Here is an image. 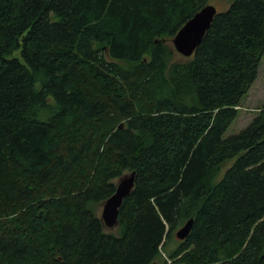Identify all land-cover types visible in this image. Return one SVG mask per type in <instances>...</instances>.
I'll return each mask as SVG.
<instances>
[{
  "label": "trees",
  "instance_id": "1",
  "mask_svg": "<svg viewBox=\"0 0 264 264\" xmlns=\"http://www.w3.org/2000/svg\"><path fill=\"white\" fill-rule=\"evenodd\" d=\"M211 1L0 0V264H264V108L224 138L264 0H227L177 60ZM132 172L107 232L95 208Z\"/></svg>",
  "mask_w": 264,
  "mask_h": 264
},
{
  "label": "water",
  "instance_id": "2",
  "mask_svg": "<svg viewBox=\"0 0 264 264\" xmlns=\"http://www.w3.org/2000/svg\"><path fill=\"white\" fill-rule=\"evenodd\" d=\"M217 12V8L214 5L208 4L179 30L172 40L177 54L184 58L193 57L196 49L201 45L207 31L210 29ZM135 182L136 172L125 174L118 180L115 193L103 203V214L100 219L107 230H114L119 227L120 209L125 200L133 193ZM193 227L194 220L190 219L178 230L176 238L179 241L186 240L191 234Z\"/></svg>",
  "mask_w": 264,
  "mask_h": 264
},
{
  "label": "rangeland",
  "instance_id": "3",
  "mask_svg": "<svg viewBox=\"0 0 264 264\" xmlns=\"http://www.w3.org/2000/svg\"><path fill=\"white\" fill-rule=\"evenodd\" d=\"M210 4L216 6L218 10H221L227 7L228 2L227 0H212ZM183 58L184 57L180 56L179 54L176 56L177 60H182ZM119 64H121L123 67L129 66V63L127 62L120 61ZM259 71L260 72L258 79L254 83L249 93L244 98L242 105L239 108L237 120L229 127V129L224 134L225 139L245 129L251 123V121L258 115L259 110L264 108V59L262 61ZM115 183L117 184L118 181H115ZM95 210L97 216L101 217L103 214V204L98 205ZM107 232L116 234L118 232V228L114 230H107Z\"/></svg>",
  "mask_w": 264,
  "mask_h": 264
},
{
  "label": "bare ground",
  "instance_id": "4",
  "mask_svg": "<svg viewBox=\"0 0 264 264\" xmlns=\"http://www.w3.org/2000/svg\"><path fill=\"white\" fill-rule=\"evenodd\" d=\"M216 7V6H215ZM217 11H218V9H217Z\"/></svg>",
  "mask_w": 264,
  "mask_h": 264
}]
</instances>
